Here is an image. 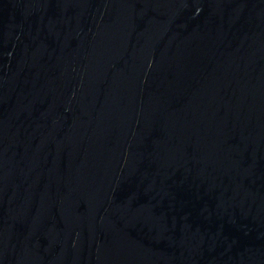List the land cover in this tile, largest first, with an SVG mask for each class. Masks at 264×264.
I'll use <instances>...</instances> for the list:
<instances>
[{"label":"water","instance_id":"obj_1","mask_svg":"<svg viewBox=\"0 0 264 264\" xmlns=\"http://www.w3.org/2000/svg\"><path fill=\"white\" fill-rule=\"evenodd\" d=\"M0 264H264V0H0Z\"/></svg>","mask_w":264,"mask_h":264}]
</instances>
